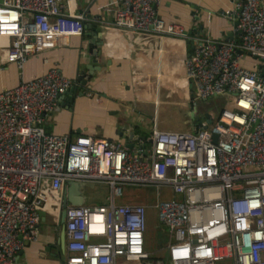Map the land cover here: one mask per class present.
<instances>
[{"label":"built area","instance_id":"built-area-1","mask_svg":"<svg viewBox=\"0 0 264 264\" xmlns=\"http://www.w3.org/2000/svg\"><path fill=\"white\" fill-rule=\"evenodd\" d=\"M228 1L222 14L238 22V41L198 38L184 62L194 99L225 100L204 128L154 127L148 150H130L45 131L58 96L73 86L57 68L0 92V264H20L39 242L42 214L63 224V243L60 231L49 242L58 264H264V2ZM113 3L112 27L188 38L159 17L161 0ZM85 20L61 0H0V62L22 69L30 55L69 47ZM244 55L260 68L241 67ZM69 183L106 185V203L63 207ZM129 186L165 197L151 206L166 229L159 255L146 249L145 206L116 203Z\"/></svg>","mask_w":264,"mask_h":264},{"label":"crops","instance_id":"crops-1","mask_svg":"<svg viewBox=\"0 0 264 264\" xmlns=\"http://www.w3.org/2000/svg\"><path fill=\"white\" fill-rule=\"evenodd\" d=\"M61 3L64 11L70 8L84 14L85 25L93 27L72 37L69 47L30 55L22 69L0 62V92L51 68L59 69L72 80L75 89L66 100L57 99L55 110L44 124L47 133H72L124 144L132 135L135 149L146 146L148 150L154 127L161 131H188L197 121H211L223 105L225 100L221 97L194 99L184 62L191 53L189 43L194 44L198 38L218 43L238 41L234 21L222 14L231 8L228 0H161L157 7L159 17L178 24L187 35L196 30L188 38L146 36L112 27L118 8L113 0ZM193 6L196 10H192ZM238 63L249 70L260 68L259 61L248 55ZM80 74L89 78L86 84L77 82ZM87 185L95 184H67L63 194L67 204L92 205ZM58 232L42 214L39 242L24 251L20 264H58L51 259L54 250L45 252Z\"/></svg>","mask_w":264,"mask_h":264},{"label":"rangeland","instance_id":"rangeland-1","mask_svg":"<svg viewBox=\"0 0 264 264\" xmlns=\"http://www.w3.org/2000/svg\"><path fill=\"white\" fill-rule=\"evenodd\" d=\"M88 193L92 194V203L93 204H105L106 198L108 196V190L105 185H87ZM158 199H165V197L158 196V192L155 188H143V187H125L123 196L116 201L119 203H135L145 206L148 212V231L146 233V249L148 252L152 254V256H156L160 253H157L158 250L164 246H166V234L164 226L157 227L156 221L152 219L154 213L152 212V204L156 202ZM156 229V230H155ZM54 241V240H52ZM50 248V246H47ZM52 253L56 255V250ZM23 254V253H22ZM22 254L20 255V263H22ZM51 259L56 260L57 257L53 256ZM57 262V260H56Z\"/></svg>","mask_w":264,"mask_h":264},{"label":"water","instance_id":"water-1","mask_svg":"<svg viewBox=\"0 0 264 264\" xmlns=\"http://www.w3.org/2000/svg\"><path fill=\"white\" fill-rule=\"evenodd\" d=\"M192 10H196L194 6L192 7ZM237 24H238V22H237V21H234L233 26L236 27ZM91 27H93V26H92L91 24H89V23L85 25V28H86L87 30L91 29ZM194 32H196V30L189 31L188 34H189V35H193ZM227 35L230 37V36L233 35V34L228 33ZM232 37H233V36H231V38H232ZM193 46H194L193 44H190V43H189V50H188V52H191V51H192ZM189 55H190V54H189ZM88 79H89V78L86 77V76H84L83 74H80V75L77 76V78H76V80H77L78 83L81 82V83H83V84H86V82L88 81ZM191 87H192V86L190 85V90H191V92H192L193 90H192ZM74 89H75L74 86H73L72 88L70 87L68 90H66L65 93H63L62 95H59V96H58V99L66 100L65 98L68 97V96H70V93H72ZM80 94H81V93H80ZM192 96H193V95H192ZM203 123H204L203 121H197V122H196V127L204 128L205 126L203 125ZM207 124H211V121H209ZM132 138H133L132 135H131V136H128V138H127V140H126V143H125V146H126L128 149H130V150L134 149V143H132ZM212 140H213L214 143H216L217 136L213 135V136H212ZM148 143H151V140H149ZM66 204H67V201L64 200L63 207L66 206ZM61 219H63V216H62ZM60 221H62V220H60ZM56 228L59 229V226H56ZM59 238H60V241H61V244H62L63 241H64V232H63V229L61 230V232H60V234H59ZM49 251H50V248H49V247H46L45 252L48 253ZM20 255H21V254H20Z\"/></svg>","mask_w":264,"mask_h":264},{"label":"flooded vegetation","instance_id":"flooded-vegetation-1","mask_svg":"<svg viewBox=\"0 0 264 264\" xmlns=\"http://www.w3.org/2000/svg\"><path fill=\"white\" fill-rule=\"evenodd\" d=\"M62 227H63V224H62V222L60 223V225H59V231L61 232V230H62Z\"/></svg>","mask_w":264,"mask_h":264},{"label":"trees","instance_id":"trees-1","mask_svg":"<svg viewBox=\"0 0 264 264\" xmlns=\"http://www.w3.org/2000/svg\"><path fill=\"white\" fill-rule=\"evenodd\" d=\"M51 225H53V223L50 221ZM41 237V236H40Z\"/></svg>","mask_w":264,"mask_h":264}]
</instances>
